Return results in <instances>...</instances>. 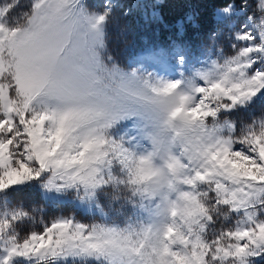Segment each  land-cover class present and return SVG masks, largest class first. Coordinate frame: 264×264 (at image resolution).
Returning <instances> with one entry per match:
<instances>
[{
	"label": "snow or ice",
	"instance_id": "snow-or-ice-1",
	"mask_svg": "<svg viewBox=\"0 0 264 264\" xmlns=\"http://www.w3.org/2000/svg\"><path fill=\"white\" fill-rule=\"evenodd\" d=\"M0 0V264H264V0Z\"/></svg>",
	"mask_w": 264,
	"mask_h": 264
},
{
	"label": "trees",
	"instance_id": "trees-1",
	"mask_svg": "<svg viewBox=\"0 0 264 264\" xmlns=\"http://www.w3.org/2000/svg\"><path fill=\"white\" fill-rule=\"evenodd\" d=\"M195 0H165V7L162 9L165 22L172 24L186 14L193 11L190 6Z\"/></svg>",
	"mask_w": 264,
	"mask_h": 264
}]
</instances>
